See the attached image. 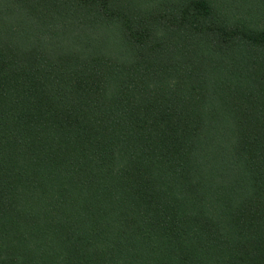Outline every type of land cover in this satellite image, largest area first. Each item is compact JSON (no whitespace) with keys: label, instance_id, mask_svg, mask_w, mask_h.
<instances>
[{"label":"trees","instance_id":"16d2710c","mask_svg":"<svg viewBox=\"0 0 264 264\" xmlns=\"http://www.w3.org/2000/svg\"><path fill=\"white\" fill-rule=\"evenodd\" d=\"M0 264H264V0H0Z\"/></svg>","mask_w":264,"mask_h":264}]
</instances>
